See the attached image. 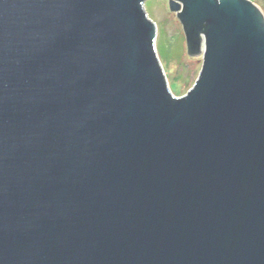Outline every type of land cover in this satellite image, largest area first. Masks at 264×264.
<instances>
[{"label":"water","instance_id":"1","mask_svg":"<svg viewBox=\"0 0 264 264\" xmlns=\"http://www.w3.org/2000/svg\"><path fill=\"white\" fill-rule=\"evenodd\" d=\"M144 2L0 0V264H264V12Z\"/></svg>","mask_w":264,"mask_h":264},{"label":"rangeland","instance_id":"2","mask_svg":"<svg viewBox=\"0 0 264 264\" xmlns=\"http://www.w3.org/2000/svg\"><path fill=\"white\" fill-rule=\"evenodd\" d=\"M264 12V0H256ZM145 9L157 24L156 50L170 89L185 93L195 81L201 68V56L187 54L182 26L169 9L168 0H145Z\"/></svg>","mask_w":264,"mask_h":264},{"label":"built area","instance_id":"3","mask_svg":"<svg viewBox=\"0 0 264 264\" xmlns=\"http://www.w3.org/2000/svg\"><path fill=\"white\" fill-rule=\"evenodd\" d=\"M251 1H253V2H255V3H256V0H251Z\"/></svg>","mask_w":264,"mask_h":264},{"label":"bare ground","instance_id":"4","mask_svg":"<svg viewBox=\"0 0 264 264\" xmlns=\"http://www.w3.org/2000/svg\"><path fill=\"white\" fill-rule=\"evenodd\" d=\"M255 3V2H254ZM257 4V3H256ZM258 5V4H257ZM259 6V5H258Z\"/></svg>","mask_w":264,"mask_h":264}]
</instances>
